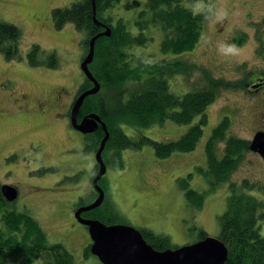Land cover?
<instances>
[{
    "label": "rangeland",
    "instance_id": "374dc122",
    "mask_svg": "<svg viewBox=\"0 0 264 264\" xmlns=\"http://www.w3.org/2000/svg\"><path fill=\"white\" fill-rule=\"evenodd\" d=\"M74 1L0 0V19L18 25L23 32L20 44L22 60L8 61L0 53V154H5L12 146L28 145L30 140L39 139L31 145V152L24 154V150H17L7 154L6 167L0 168V183L19 187L15 206L38 220L50 243L65 245L75 258V264H102L98 256H85L92 237L89 228L81 224L75 214L78 202L89 205L97 197L93 183L97 174L94 170L96 151L87 147L90 139L86 136L90 134L83 135L74 129L68 113L40 115L30 106L33 99H44L50 89H63L64 99L58 107L66 113L68 102L83 92L78 94L86 78L81 67L85 55L83 33L70 23L63 28H57L54 21L52 23L53 8L71 6ZM134 1H139V6H126ZM146 3L147 0H122L109 14L117 18L120 13L119 16L128 21L129 29L137 33L136 18L140 10L146 9ZM185 3L196 12L204 7L211 10L201 41L193 51L164 53L160 49L163 30L150 27L145 30L149 41L140 46L145 55L195 62L216 79L238 80L245 78L248 72H252L250 77L255 78L257 72H264V56L259 53L261 46L258 44V36L261 34L264 38V0H194ZM113 8L107 9V13ZM241 34L247 36V41L242 44L235 42ZM34 43L41 45L44 52L56 51L59 67H31L27 53ZM232 45L234 47H230ZM243 64H246L244 68L241 67ZM5 76L14 79H6ZM170 82L171 91L178 94L194 90L192 86L205 84L200 69H195L192 75L177 74ZM220 90L215 102L207 107L208 122L194 150L177 151L163 159L155 155L151 145L142 149L127 148L123 152V169L108 166L102 181L107 185V198L122 214L114 224L128 223L137 229L146 227L165 233L178 247L201 240L202 230L209 236H219V216L227 208L231 187L229 182H223L216 190L209 191L210 182L198 171L199 166H208L206 143L224 117H230L232 122L229 135L251 139L255 129L264 128V89L255 95L244 88L223 87ZM77 118L79 121L82 115ZM193 124L166 120L163 125L152 127L134 128L126 124L122 127L130 137L146 135L166 142L181 138ZM39 145L43 150H39ZM223 147L224 143L220 145L218 154L222 153ZM70 148H73L71 153ZM39 152L49 162L56 157L60 159L50 166L45 160L40 161L42 156ZM190 172L193 174L191 186L207 192L201 208L189 206L185 190L179 183V178ZM244 179L255 185L253 189L245 190L264 200V160L251 151L246 152L230 181L241 184ZM53 182H57L56 185ZM260 226L264 236V220ZM33 259V264H44L51 256L43 251Z\"/></svg>",
    "mask_w": 264,
    "mask_h": 264
},
{
    "label": "trees",
    "instance_id": "16d2710c",
    "mask_svg": "<svg viewBox=\"0 0 264 264\" xmlns=\"http://www.w3.org/2000/svg\"><path fill=\"white\" fill-rule=\"evenodd\" d=\"M121 1L96 0V20L93 0H76L71 6L52 10L57 28H63L70 23L83 33L84 57L90 40L110 28V35L99 36L95 40V56L89 65L91 74L101 85L100 90L85 99L79 114L84 116L95 112L102 117L109 130L103 159L107 168L112 166L117 169L125 167L123 152L127 148L142 149L145 145H151L155 155L163 159L177 151L194 150L208 122L207 107L215 102L220 88H244L246 82L245 78L216 79L195 62L190 63L177 57L158 59L152 54L145 55L142 51L140 46H145L149 41L145 30L150 27L163 30L160 49L164 53L183 54L193 51L202 39L205 22L211 17L209 8L204 7L202 11L196 12L185 3L194 0H147L146 9L140 10L136 18L138 32L134 33L129 29L128 21L119 16L120 13L117 18L109 14L113 13L115 4ZM126 6L137 7L139 1L128 2ZM110 8L113 10L107 13ZM261 36L260 34L259 37ZM22 39L23 32L18 25L0 19V53L8 61L23 59L20 54ZM245 41L246 34H241L235 40L240 44ZM136 47L140 48L135 51ZM259 53L264 56V46ZM27 56L31 67H59L56 51L44 52L37 43H34ZM245 66L243 64L241 67ZM195 69L202 70L204 85L192 86L194 90L185 94L171 91L170 81L177 74L192 75ZM92 86V81L86 77L78 89V94ZM166 120L178 124H194L181 138L166 142L146 135L130 137L122 127L123 124L134 128L152 127L155 124L163 125ZM231 126L230 117H224L213 129L206 143L208 166H199L198 171L210 182L209 191L216 190L223 182L230 183L231 193L226 202L227 208L219 216L221 231L218 236L229 250L226 264H264V236L260 226V222L264 220V200L245 190H251L255 186L248 179H244L241 184L230 181L232 174L245 159L246 152L250 151L251 142L242 136L229 135ZM104 135L102 127L88 135V149L97 152ZM222 143V153L218 154ZM98 169L97 163L95 173ZM192 175L190 172L186 177H180L179 183L185 190L189 206L201 208L207 192L198 191L191 186ZM103 179L104 176L100 179V185L106 192L103 203L92 210L84 211L83 215L113 225L116 219L122 218V214L107 198V185L103 183ZM98 195L97 193V197ZM139 229L147 242L157 250L178 247L173 245L170 236L165 233H157L146 227ZM200 235V239L208 236L205 230ZM91 244L86 247L85 256L93 254ZM43 251L51 256L44 264H75V258L65 245L60 242L50 243L38 220L27 211L19 210L14 201H8L3 196L0 183V264H33V257Z\"/></svg>",
    "mask_w": 264,
    "mask_h": 264
},
{
    "label": "water",
    "instance_id": "95a60500",
    "mask_svg": "<svg viewBox=\"0 0 264 264\" xmlns=\"http://www.w3.org/2000/svg\"><path fill=\"white\" fill-rule=\"evenodd\" d=\"M94 20H96V0H93ZM111 31L108 27L105 31H101L90 40V46L87 55L81 62L84 75L90 79L94 86L79 94L77 100L72 106L71 123L72 126L84 134H91L102 128L105 135L96 152V160L99 164V171L93 178V183L98 192V197L92 204L84 205L75 211L77 220L89 228L92 237L91 252L98 256L102 264H226L228 257V248L217 236H207L192 244L181 245V247L157 250L151 243H148L141 230L130 224H113L108 225L99 219H91L83 217L84 211L92 210L103 203L106 192L100 185V179L107 173V165L103 159V151L106 142L109 139V130L106 127L102 117L95 112L82 117L79 122L77 116L81 110V106L90 94H96L100 90V83L90 72V63L95 56V40L99 36L110 35ZM250 151L259 152L264 157V131L257 132L251 139L249 146ZM3 196L9 201L18 199V189L14 185L2 184Z\"/></svg>",
    "mask_w": 264,
    "mask_h": 264
},
{
    "label": "flooded vegetation",
    "instance_id": "af4514ba",
    "mask_svg": "<svg viewBox=\"0 0 264 264\" xmlns=\"http://www.w3.org/2000/svg\"><path fill=\"white\" fill-rule=\"evenodd\" d=\"M52 16V15H51ZM37 19L40 21L41 19L40 18H38L37 17ZM52 19H53V16H52ZM44 20L45 21H47L48 19H47V17L46 16H44ZM52 23H53V20H52ZM54 24V23H53ZM258 44H259V46H264V38H262V37H259L258 36ZM260 47V48H261ZM249 73H251L252 74V72H249ZM249 73H247V75H246V77H245V84H244V89H246V91H248V92H250V93H252L253 95H255V94H257V93H259L262 89H264V72L262 73V72H257L256 73V77L255 78H253V77H250V75L248 76V74ZM261 74V75H260ZM248 76V77H247ZM250 77V78H249ZM4 78H6V79H14V78H12V77H9V76H5ZM240 79V78H239ZM241 79H244V78H241ZM65 92V90H63V89H60L59 91H58V89L57 90H51L50 89V92H49V94L46 96V97H44V99L43 98H36V99H33L32 100V102H31V104H30V106L32 107V108H34L35 110H37V112L40 114V115H42V114H47V113H50L52 116H56V115H59V114H64V115H66L67 113H68V118H69V120L71 121V118H70V115H71V111H72V106L74 105V100L75 99H77L78 98V95L76 96V98H73L72 99V101H70V102H68V105L65 107L66 109H67V112L66 113H64V112H62L60 109H59V107L58 106H61L60 104L62 103V101H63V99H64V95H63V93ZM62 93V94H61ZM28 95L29 96H31L32 95V93H28ZM59 117V116H58ZM58 117H56V119L58 120L59 118ZM83 117V116H82ZM64 118V117H63ZM65 118H66V116H65ZM79 118V117H78ZM51 119H53V118H51ZM54 120V119H53ZM82 120V118L81 119H79V122ZM75 129V128H74ZM77 130V129H76ZM79 133L81 132V131H79V130H77ZM262 132V131H264V128H257V129H255V134L257 133V132ZM82 133V132H81ZM83 134V133H82ZM254 134V135H255ZM84 135V134H83ZM87 137V136H86ZM254 137V136H253ZM252 137V138H253ZM251 138V139H252ZM251 139H248L250 142H251ZM39 140V139H38ZM38 140H30L29 141V143H28V145H19V146H12L9 150L7 149L6 150V152H5V154H0V168H5L6 167V164H5V162H6V160H7V154H9V152H17V150H24L22 153H28V151L29 152H31L30 151V148H32L31 147V145L32 144H35V142L36 141H38ZM251 144V143H250ZM39 147V150H43V147L41 146V145H39L38 146ZM37 148H33V150H36ZM73 148H70V153H71V151H73L72 150ZM251 152H254L255 153V155H257L259 158L261 157V159H263L264 160V157L262 158V156L259 154V152H255V151H251ZM61 154H62V152H60ZM39 155L40 156H42V158L40 159V161H43V160H45L46 162H48L49 164H50V166H53L54 164H56L58 161H59V159L60 158H58V157H56V159L55 160H53V161H50L49 162V160H47V158H45V157H43V153L42 152H39ZM38 155V156H39ZM58 156H60V154H58ZM37 159V158H36ZM68 159H70L69 157H68ZM54 183V185H56V183L57 182H53ZM12 185H14V186H16L17 187V189H18V191L20 192V189H19V187L17 186V185H15V184H12ZM97 192V191H96ZM98 193V192H97ZM19 195V194H18ZM19 198V197H18ZM81 207H84V205H81V203L80 202H78V205L75 207V211L76 210H78L79 208H81ZM82 216L84 217V215H83V213H82Z\"/></svg>",
    "mask_w": 264,
    "mask_h": 264
},
{
    "label": "clouds",
    "instance_id": "9594fccd",
    "mask_svg": "<svg viewBox=\"0 0 264 264\" xmlns=\"http://www.w3.org/2000/svg\"><path fill=\"white\" fill-rule=\"evenodd\" d=\"M230 47H234V45L230 46Z\"/></svg>",
    "mask_w": 264,
    "mask_h": 264
}]
</instances>
